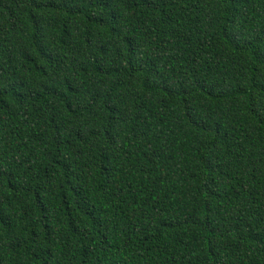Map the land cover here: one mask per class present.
Wrapping results in <instances>:
<instances>
[{
    "label": "trees",
    "instance_id": "16d2710c",
    "mask_svg": "<svg viewBox=\"0 0 264 264\" xmlns=\"http://www.w3.org/2000/svg\"><path fill=\"white\" fill-rule=\"evenodd\" d=\"M0 264H264V0H0Z\"/></svg>",
    "mask_w": 264,
    "mask_h": 264
}]
</instances>
